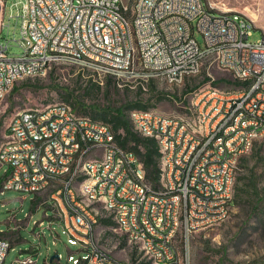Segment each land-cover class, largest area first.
<instances>
[{
    "label": "built area",
    "instance_id": "built-area-1",
    "mask_svg": "<svg viewBox=\"0 0 264 264\" xmlns=\"http://www.w3.org/2000/svg\"><path fill=\"white\" fill-rule=\"evenodd\" d=\"M6 3L0 0V33ZM19 3L21 53H11L9 41L0 40V105L7 81L23 70L39 74L42 64L51 68L56 63L54 52H70L66 62L98 75L108 77L105 67L117 66V83L179 77L195 70L197 60L229 68L231 73L251 74V81H237L245 83L243 93L223 94L210 86L197 98L205 109L204 122H198L201 137L190 136L182 115L167 120L137 112L140 134L163 138V151H168L170 180L165 189L148 187L143 163L108 136V123L79 120L62 101L54 102V108L44 106L43 116H36V108L25 109L6 136L15 139V147L0 151V167H8L2 189L51 190L42 203L53 208L71 243L79 244V249L70 250L68 262L138 264L139 251H146L148 264H185L195 227L220 224V214L226 210L222 201L232 200L229 187L236 151L245 152L255 134H264V29L261 38L250 41L259 28L252 17L208 0H139L132 18L117 15L116 0L14 4ZM194 107L190 122H196ZM77 160L93 168V178L79 171ZM100 205L114 208V215L105 216H110L115 230L137 238L131 260L93 244V237L99 236L92 230V218L103 216L92 215L91 207ZM41 234L39 230L37 236ZM11 246L0 231V264H6ZM174 251L183 253L182 263H175ZM35 254L39 252L33 246L31 255L9 264H36Z\"/></svg>",
    "mask_w": 264,
    "mask_h": 264
},
{
    "label": "rangeland",
    "instance_id": "rangeland-1",
    "mask_svg": "<svg viewBox=\"0 0 264 264\" xmlns=\"http://www.w3.org/2000/svg\"><path fill=\"white\" fill-rule=\"evenodd\" d=\"M15 1L7 0L5 25L0 33V40L9 41L10 52L19 54L21 53L19 41L22 35V20L17 14L21 3L15 5ZM123 1L128 3L132 0ZM208 1L220 8L240 11L255 18L259 28L254 30L250 41H256L262 37L264 0ZM11 14H13L12 17H10ZM197 35L201 40V35ZM192 75L194 76H191L193 78L189 81L183 79L181 83L176 84L163 78H154V88L148 84L151 80L143 84L139 79L117 83L116 78H113L114 83L107 87V76L98 75L77 63L57 62L40 74L20 78L5 95L0 105V147L9 140H6L9 123L16 114L29 108L41 109L54 102H66L63 96L67 93H72L73 99L79 100L89 108L108 106L115 108L136 101L148 103L154 111L178 117L182 115L183 119L194 125L195 122H190L189 115L192 114V107L195 106L201 92L210 89V86L231 91L242 85L237 82L233 72L210 65L205 60L200 71ZM139 85H142L141 89ZM191 87L194 89L187 91ZM196 115L195 106L194 120ZM256 140L255 147L245 154L248 162L238 171L244 183L247 182L248 175L253 174L258 189L254 193L249 191L244 194L241 203L233 204L226 220L196 231L193 237L194 264H262L264 262V224L262 222L264 136ZM7 168L6 165L0 167V188L6 177ZM245 188L249 189L247 185ZM50 193V189L41 193L23 192L14 188L0 190V231H4V236L12 243L6 264L17 257L25 258L31 255L33 246H36L39 252L38 255H34V258H38L36 264H72L67 259L69 252L79 249V244L71 243L69 234L54 218L53 208L42 203ZM99 212L106 218L102 208ZM41 220L43 224H36ZM39 230L42 231L41 237L37 236ZM52 230L56 234L53 235ZM96 231L101 245L112 250L118 258L131 260L132 252L135 253L137 244L131 242L125 233L115 230V224L98 221ZM55 253L60 254L61 258L50 261V257ZM139 253L138 257L142 256L140 251ZM81 254L76 252L75 256L80 257Z\"/></svg>",
    "mask_w": 264,
    "mask_h": 264
},
{
    "label": "bare ground",
    "instance_id": "bare-ground-1",
    "mask_svg": "<svg viewBox=\"0 0 264 264\" xmlns=\"http://www.w3.org/2000/svg\"><path fill=\"white\" fill-rule=\"evenodd\" d=\"M138 5H139V0L129 1L128 3H125V7H124V1L123 0H116L117 15L125 16V18H132V16L136 15V10H138ZM253 19L256 22L255 18H253ZM54 61H56V63L57 62L70 61V52H54ZM202 63H203V60H197L195 70L190 71V72H183L181 74V76H179V77H173L171 75H163L160 77H152V79L163 78L170 83H175V84L181 83L186 76L199 72ZM48 68H50L49 64H42L41 65V71H39V74L46 71ZM222 69L229 71V68H222ZM232 72L235 75V77L242 82L251 81V74H246L244 71H232ZM105 74L109 75V76H113L116 78V75H118V67L117 66L105 67ZM33 75H37V74L31 73L30 70H23V73L14 76V80L7 81L6 84L4 85L3 91L1 92V102L16 80H18L22 77L33 76ZM136 79H139V78L127 79V81H133ZM206 91H210V89H207ZM243 92H245V83H242V85L235 90L223 91V94H238V93H243ZM203 93L201 92L199 97ZM64 104L69 106V109L71 110V113L74 114L75 118H77L79 120L86 121V122L102 123L100 121L93 120V119H91L87 116H84L82 114L80 115V114L76 113L75 110H73L69 104H67V103H64ZM195 106H196L197 115H196V122L194 123V125L190 124L187 120H185L183 118H182V123H187V130H190V136L191 137H201V136H203V129H201V127L198 125V122H204L205 109H203L202 106H198V99L195 103ZM45 108H54V103L45 106ZM23 112H24V110L21 111L20 113L16 114L11 119V121L9 123V131L15 129L17 119L19 118L20 115H23ZM137 112H141L143 114L157 115L158 117L166 118L167 120H175L176 118H179L178 116L164 114V113H161L158 111H154L152 109L132 110L130 113L131 122L133 124L134 129L140 133H141V124L138 123V121H137ZM43 113H44V108L36 109V116H43ZM106 132H108V136L115 137L113 129L108 124H106ZM261 136H264V134H255L253 139L248 143V145H246L245 152L236 151V154L233 157V165L231 166V179H230V187H229V197L230 198L233 197V193H234L233 192L234 180L236 177V171H237V166L239 164L238 163L239 159L242 155L246 154L252 148L256 139L261 137ZM156 139L158 140L159 147H160L161 151L163 152V156H162V181H161V185L159 188H156V187L154 188L148 180H147V183H148V187H150L151 189H165L166 183H169V180H170V163H168V151H163L164 150L163 138H156ZM14 147H15V139H9L7 142L2 144V146L0 147V151H6V148H14ZM124 152H132V151L124 148ZM132 155L137 156L134 152H132ZM77 167H78L79 171H85V177L86 178H93V168H86V161L85 160H77ZM231 201L230 200H223L222 201V208H226V210H224V212L220 214V222H222L228 218L229 213H230ZM101 208L105 211V213H106V214L104 213L105 215H114V208H112L108 205H100V206H96V207H91V214L96 215V216H102V214H100V212H99V209H101ZM99 218L100 217L92 218V230H94L95 235H97L96 224L98 223ZM106 218L110 219V216H106ZM213 225H216V224L198 225L195 227V233L199 229L208 228V227H211ZM128 239L131 242H134L137 244V238H129L128 237ZM93 244L101 245L98 241V237H93ZM190 245L192 246V251H185V264H194L193 263V237L190 238ZM140 252L142 253V256L138 257L139 263L140 262H145V263L148 262V256L146 254V251H140ZM174 260H175V263H182L183 253L181 251H174Z\"/></svg>",
    "mask_w": 264,
    "mask_h": 264
},
{
    "label": "trees",
    "instance_id": "trees-1",
    "mask_svg": "<svg viewBox=\"0 0 264 264\" xmlns=\"http://www.w3.org/2000/svg\"><path fill=\"white\" fill-rule=\"evenodd\" d=\"M191 76H194V75L186 76L184 78V81H189V79L193 78ZM113 78L115 79V77L113 76L107 77L106 79L107 87H110L114 83ZM206 78L208 80L207 76ZM237 81H240V80L237 79ZM15 82L13 83V85L15 84ZM148 84L151 85V88H154L155 86L153 79H151V81ZM141 86L142 85H139L140 89L142 88ZM193 89L194 88L191 87V88H188L187 91H190ZM63 99L66 101L64 103L69 104L72 107V109L75 110L76 113L80 115L82 114L84 116H87L96 121H100L102 123H108V125H110L114 131L117 143L123 148L134 152L138 156L141 163H143L147 180L151 183V185L154 188L160 187L161 181H162L163 152L161 151L159 147L158 140L156 138L144 136L140 134V132L134 129L133 124L130 119V112L132 110L151 109L148 103H142L140 101H136V102L124 104V105H121L115 108H112L111 106L103 107V108H94V107L89 108L85 106L83 103H81L79 100L73 99L72 93H67L66 95L63 96ZM256 142L257 140L254 142L251 150L255 147ZM241 162L244 164H242ZM247 162H248V159L245 157V154L242 155L239 159V162H238L239 164L237 166L236 177L234 180L235 192H234V187H233L234 193H233L232 201L230 203V207L233 204L241 203L242 197L247 192L251 191L252 193H254L258 189L257 181L253 174L248 175L246 183L242 181L243 177L239 174L238 170H240L241 167L244 168L245 163ZM160 176H161V180H160ZM235 181H236V184H235ZM245 185H247L249 189L245 188ZM0 190H2V187L0 188ZM262 220L264 224V216ZM100 221L105 224H114L113 221L109 218L101 217ZM17 238L15 240H17ZM139 264H147V263L140 262ZM262 264H264V262Z\"/></svg>",
    "mask_w": 264,
    "mask_h": 264
},
{
    "label": "water",
    "instance_id": "water-1",
    "mask_svg": "<svg viewBox=\"0 0 264 264\" xmlns=\"http://www.w3.org/2000/svg\"><path fill=\"white\" fill-rule=\"evenodd\" d=\"M54 258H59V254L55 253L50 257V261H52Z\"/></svg>",
    "mask_w": 264,
    "mask_h": 264
},
{
    "label": "crops",
    "instance_id": "crops-1",
    "mask_svg": "<svg viewBox=\"0 0 264 264\" xmlns=\"http://www.w3.org/2000/svg\"><path fill=\"white\" fill-rule=\"evenodd\" d=\"M101 218V217H100ZM100 218H99V220L98 221H100ZM96 228H97V224H96Z\"/></svg>",
    "mask_w": 264,
    "mask_h": 264
}]
</instances>
